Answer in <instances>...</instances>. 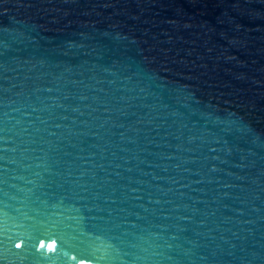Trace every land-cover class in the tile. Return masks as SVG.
<instances>
[{
    "label": "water",
    "instance_id": "obj_1",
    "mask_svg": "<svg viewBox=\"0 0 264 264\" xmlns=\"http://www.w3.org/2000/svg\"><path fill=\"white\" fill-rule=\"evenodd\" d=\"M0 264H264V0H0Z\"/></svg>",
    "mask_w": 264,
    "mask_h": 264
},
{
    "label": "snow or ice",
    "instance_id": "obj_2",
    "mask_svg": "<svg viewBox=\"0 0 264 264\" xmlns=\"http://www.w3.org/2000/svg\"><path fill=\"white\" fill-rule=\"evenodd\" d=\"M16 247L19 248V247H21V245L20 244H17ZM41 247H43V245H41ZM48 247L49 248H52V247H54V245H48Z\"/></svg>",
    "mask_w": 264,
    "mask_h": 264
}]
</instances>
